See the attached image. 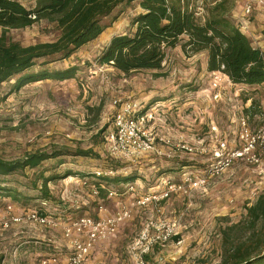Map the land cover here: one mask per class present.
Segmentation results:
<instances>
[{
  "label": "rangeland",
  "instance_id": "1",
  "mask_svg": "<svg viewBox=\"0 0 264 264\" xmlns=\"http://www.w3.org/2000/svg\"><path fill=\"white\" fill-rule=\"evenodd\" d=\"M20 1L27 7L36 3ZM215 1L192 0V5L203 20L206 7ZM249 2L252 0H231L230 16L244 27L253 45L264 52V4H255L252 15L245 16ZM142 11L138 1L118 9L106 20L111 25L99 38L68 59L48 65L39 62L31 69L65 70L78 66L73 78L31 82L13 93L10 90L16 78L0 85L1 158L21 159L35 151L73 153L49 159L35 169L0 176V184L16 189L17 195L22 194L18 200L25 203L0 194V213L12 204L18 213L25 208L40 209L59 221L56 227L24 223L0 229V251L9 247L13 234L10 231L24 230V235L45 234L51 240H41L37 248L58 250L65 257L76 238L65 234L71 222L85 216L99 219L129 210L130 217L114 235L94 246L86 264H135L137 241L143 234L151 241L145 256L147 264H219L225 255L223 230L244 220L247 207L264 192V155L259 165L239 160L219 174L211 175L208 171L213 162L212 150L219 140L225 138L239 145L243 116H249L252 129L261 123L264 85H237L221 75L218 90L213 85L215 74L206 67L208 53L186 54L181 45L167 50L160 70L125 75L98 62L113 37L134 30L132 20ZM114 16L117 19L111 21ZM59 35L60 31L47 20L9 31V37L23 45L54 41ZM218 91L222 96L215 99ZM131 100L141 102L145 110L156 108L155 121L146 127L161 150L118 159L108 152L105 135L122 104ZM163 138H170L174 145H168ZM177 143H186L195 150L174 151ZM80 148L92 149L100 156L74 155ZM110 168L135 180L119 183L95 179L93 174ZM51 176L56 178L48 183L47 198L41 188L43 177ZM196 176L206 178V184L195 187L185 179ZM167 182L183 185L186 191L157 199L168 191ZM100 184L104 191L95 195L93 189ZM111 191L116 192L114 196H110ZM150 197L145 204L138 203L141 198ZM169 228L173 234L161 240ZM27 239L36 240L23 236L13 244Z\"/></svg>",
  "mask_w": 264,
  "mask_h": 264
},
{
  "label": "trees",
  "instance_id": "2",
  "mask_svg": "<svg viewBox=\"0 0 264 264\" xmlns=\"http://www.w3.org/2000/svg\"><path fill=\"white\" fill-rule=\"evenodd\" d=\"M136 1L143 11L132 20L134 30L113 37L98 58L100 64L111 66L125 75L160 70L167 50L181 45L186 54L207 52L208 70L222 72L234 84L264 85V52L253 45L249 36L231 18V0H216L207 6L203 20L192 0H36L33 7H27L20 0H0V85L16 78L10 90L13 93L31 82L73 78L78 66L65 70L31 69L39 62L48 65L70 58L103 34L111 25L106 20L118 9ZM116 19L114 16L111 21ZM42 20L53 23L60 31L56 40L23 45L9 37L11 29L31 27ZM251 107L246 111L249 112ZM66 154L73 153L35 151L16 160L0 157V176L35 169L49 159ZM74 155L100 156L92 149L81 148ZM93 175L98 181L129 183L135 180L133 176L119 174L114 177ZM55 178L43 177L41 189L47 198L50 197L48 183ZM16 192L5 183L0 184V194L24 203L18 200L22 194ZM21 205L26 207L27 204ZM223 235L225 255L219 264H264V192L247 207L244 220L227 226ZM3 260L1 255L0 264Z\"/></svg>",
  "mask_w": 264,
  "mask_h": 264
},
{
  "label": "built area",
  "instance_id": "3",
  "mask_svg": "<svg viewBox=\"0 0 264 264\" xmlns=\"http://www.w3.org/2000/svg\"><path fill=\"white\" fill-rule=\"evenodd\" d=\"M255 4L262 5L264 4V0H252V2L247 3L244 10L245 16L252 15ZM243 28L241 27L244 31ZM213 74H215L213 85L218 90L221 85V75L227 77L230 81L228 76L220 71L213 72ZM221 96V91H218L215 94V99H220ZM155 109L145 110L143 104L137 100L127 101L122 104L121 109L115 117L113 126L106 131L105 135L106 148L113 157L118 159L125 157L132 158L148 152H160V147L158 148L155 144L156 138L152 135L150 129L146 127L148 123L155 121V114L157 112ZM249 120V116H243L241 119L239 145L230 143L225 138L218 141V145L212 150L213 162L208 170L209 174H219L239 160L256 165L262 163L264 155V114L261 118V123L255 129L251 128ZM212 129L213 131L217 130L215 124H213ZM162 140L170 146L174 145V142L170 138H163ZM175 147L174 151L193 152L195 150V148L186 143H177ZM118 173L119 170L110 168L106 172L98 171L95 175L96 177H114ZM185 179L190 184H194L195 187H200L207 182L203 176H196L195 179L186 177ZM85 182H88V178H86ZM167 186L168 191L164 192L159 198L155 196L157 199L168 198L173 192L179 190L186 191L183 185L167 182ZM100 187H103V185L100 184L99 188L98 186L94 187L93 192L95 195L100 194ZM130 188L134 189L133 186ZM115 193V191H111L110 196H114ZM150 199L151 197L141 198L138 203L145 204ZM130 215L129 210H122L105 218L95 219L85 216L71 222L65 229L67 237L76 236L75 239H72L71 252L65 257L60 255L50 256L44 259L42 264H86L94 246L114 235L118 231L119 225ZM24 223L56 227L59 221L50 214L41 212L40 209L25 208L23 212L18 213L12 204L6 206L4 211L0 213V229L6 230L14 225ZM172 234L173 229L169 228L167 234L160 237V239L167 240ZM150 243L148 235L143 234L139 237L137 241L139 249L134 253L135 264H147L145 256L150 251Z\"/></svg>",
  "mask_w": 264,
  "mask_h": 264
},
{
  "label": "crops",
  "instance_id": "4",
  "mask_svg": "<svg viewBox=\"0 0 264 264\" xmlns=\"http://www.w3.org/2000/svg\"><path fill=\"white\" fill-rule=\"evenodd\" d=\"M36 4V3H35ZM245 32V31H244ZM247 34V32H246ZM248 35V34H247ZM249 36V35H248ZM206 67L208 69V58H207V62H206ZM209 71V70H208ZM209 73H213L211 71H209ZM239 85V84H237ZM10 200H12L11 197H9ZM19 203V202H18ZM4 204V202H3ZM22 226V225H20ZM13 233V234H11ZM19 233V234H17ZM25 231L24 230H20L18 232H14V231H10V241L8 244L9 247L6 248V250L4 251H0V256H4V260L2 264H42L43 260L53 256V255H60L62 256V253H60L61 251L55 250V251H46L45 249L37 248L36 244H38L39 242H41V240H51V239H47L45 238V234H39V235H24ZM21 234V235H20ZM32 237L33 239H36L35 241L32 240H23L22 242H20L18 245H14V242L19 241V239H21V237ZM40 240V241H38ZM12 245V246H11ZM43 245V243L41 244ZM59 252V253H57ZM67 254V253H66Z\"/></svg>",
  "mask_w": 264,
  "mask_h": 264
}]
</instances>
